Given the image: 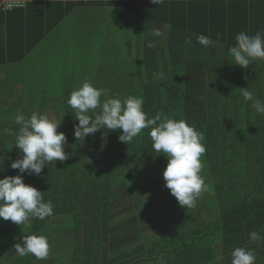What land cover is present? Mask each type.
Instances as JSON below:
<instances>
[{
	"label": "trees",
	"instance_id": "trees-1",
	"mask_svg": "<svg viewBox=\"0 0 264 264\" xmlns=\"http://www.w3.org/2000/svg\"><path fill=\"white\" fill-rule=\"evenodd\" d=\"M34 1L0 4V66L21 62L77 7H119L176 34L166 39L174 49L164 53L166 68L145 75L121 98L143 97L149 117L160 112L184 119L203 134L201 175L214 189L205 193L214 211L208 218L200 212L202 223L189 227L192 221L182 216L183 207L171 201L166 187L164 197L150 191L136 206L137 188L156 180L165 186L164 170L157 169L167 161L153 151L150 130L128 144L118 139L120 129H101L76 140V115L67 114L58 132L67 138L68 159L46 163L39 175L21 174L24 183L43 193L45 202L51 200L53 216L20 226L0 219V264H231L237 247L254 250L255 264H264V241L249 239L253 230L264 236V114L241 94L247 88L264 102V60L241 68L228 52L240 32L264 33V0H166L163 5L151 0ZM54 5L58 10L51 13ZM201 34L215 43L200 45L196 37ZM0 156V178L20 174L10 167L20 158L18 149L5 145ZM163 209L169 211L167 217L178 211L152 237L155 233L146 231ZM33 234L48 238L44 260L14 250L23 236Z\"/></svg>",
	"mask_w": 264,
	"mask_h": 264
},
{
	"label": "clouds",
	"instance_id": "clouds-1",
	"mask_svg": "<svg viewBox=\"0 0 264 264\" xmlns=\"http://www.w3.org/2000/svg\"><path fill=\"white\" fill-rule=\"evenodd\" d=\"M155 5H163L166 0H151ZM153 35H160L154 31ZM197 43L209 47L215 41L204 35L196 37ZM236 44L228 49L234 63L241 68H247L256 59L264 60V33L249 35L240 32L235 37ZM191 44V39L185 41ZM149 46H152L149 43ZM242 89L244 100L250 101L252 108L259 114H264V102L254 96L247 88ZM104 89L93 86L85 80L82 85L73 90L67 103L75 110L78 124L74 125L76 140H84L98 130H122L118 139L128 144L149 129L152 149L163 154L167 160L162 173L165 187L175 197L178 204L185 208L196 207L202 193H212L214 189L205 182L201 175L203 170L202 157L206 148L202 143L203 134L195 126L184 119H174L163 113L154 117L144 110V98L128 96L101 100ZM100 109L97 113L96 109ZM90 113H92L90 115ZM59 121H53L46 114L33 112L26 117L18 113L15 123L20 125L15 134L14 146L19 150L20 158L12 160L10 167L20 174L0 178V219L11 221L16 225L30 224L33 218L44 220L53 216L54 205L51 200L45 202L43 193L32 185L24 183L21 174L39 175L46 163L63 162L68 159L65 152L67 138L63 132H58ZM4 157L0 156V172ZM22 244L16 243L14 250L20 256L33 255L38 260H44L49 255L50 244L44 235L23 236ZM251 241H264L257 231L249 233ZM231 264H255L256 253L252 249L237 247L231 253Z\"/></svg>",
	"mask_w": 264,
	"mask_h": 264
},
{
	"label": "rangeland",
	"instance_id": "rangeland-1",
	"mask_svg": "<svg viewBox=\"0 0 264 264\" xmlns=\"http://www.w3.org/2000/svg\"><path fill=\"white\" fill-rule=\"evenodd\" d=\"M124 13L127 11L114 6L90 11L77 8L66 20L57 25L55 32L51 33L46 41L30 50L21 62L0 66V122L4 126L0 145L16 148L10 143L8 136L19 130L20 125L15 123V117L22 112L24 104L28 114L38 111L45 105L44 111L50 119L53 121L61 119L59 125L61 128L66 122L63 120H66L64 116L72 109L67 103L71 92L79 88L85 80L90 81L95 87L109 90L111 98L123 97L125 92L135 89L142 81L141 76L133 68L135 59L132 54L137 39L135 36H129L131 42L125 44L126 38L122 35L127 31L119 28L121 25L116 22L120 18L119 15H125ZM104 29L109 36L105 44H100L99 38ZM126 50H131L132 54L129 55ZM43 89L45 99L42 98ZM106 99L108 98L104 93L101 100ZM99 111V108L96 109V112ZM9 150L14 151L11 148ZM163 160L167 161L165 157ZM162 169L165 167L160 166L157 170ZM161 185L162 182L156 180L137 188L134 192L133 202H136L134 204L138 206L142 197L148 198L150 191L154 193L158 190L164 197L167 189ZM160 198L158 195L157 199ZM171 198H173L171 201H174L175 197L171 195ZM201 198L197 201L196 207L181 210L182 216L183 213L187 214L185 218L193 222L187 225L189 227L198 226L204 217L208 218V214L211 216L213 214L210 197L209 203H206L205 193L204 195L202 193ZM174 202L178 203L176 199ZM195 209L198 210L197 215L193 213ZM177 211H172L167 217L169 211L161 210L160 215L151 221L152 228L146 233H155L152 237L159 236ZM200 212L202 216L204 213L201 222L200 217L197 218Z\"/></svg>",
	"mask_w": 264,
	"mask_h": 264
},
{
	"label": "crops",
	"instance_id": "crops-1",
	"mask_svg": "<svg viewBox=\"0 0 264 264\" xmlns=\"http://www.w3.org/2000/svg\"><path fill=\"white\" fill-rule=\"evenodd\" d=\"M12 1H19V0H12ZM24 2V5L26 4V0H20ZM46 2V1H54V0H35L34 2ZM58 0H55V2ZM60 1H64V0H60ZM6 2V0H0V4ZM32 2V1H30ZM79 9H88V11H90V9H95L93 7H77ZM75 8V9H77ZM106 8V7H103ZM51 8H49L50 10ZM73 9V10H75ZM58 10V6L54 5V7L52 8V12L54 13L55 11ZM73 10L71 12H69L68 14H66L64 16V18H62L60 20V22H58L57 25H60L61 22H63L64 20H66V18L68 16L71 15V13L73 12ZM125 15H119V21H120V27L121 29L126 30L127 32H125L122 36L125 37V44H130V40L128 39L129 36H135L136 37V41L134 42V50H133V54L131 53V50H126V53H129V55L132 54L133 58L135 59V62L133 61V68L135 69L136 73L138 75L141 76L142 81L145 78V75H149L151 73H159V68L160 67H164L166 68V66L169 64L168 60L165 59V52L166 50L169 51L172 54V51H174V49H171V46L169 47V41L167 42L166 39L170 36H175V33H167L166 29L164 28L163 25H160L159 23H154L151 22L152 20L149 19H144L142 17H140L137 13H132V12H127L124 13ZM132 17V18H131ZM129 22V23H128ZM108 24V23H107ZM106 24V25H107ZM57 25L54 26V28H52L44 37H42L40 43H43L44 41H46L50 36L51 33L55 32V29L57 27ZM108 31V29H107ZM154 31H159L160 35H153ZM108 33L105 31L104 29V33L101 35V38H99V40H101L100 44H105L107 42L108 39ZM141 37V39L139 40L138 37ZM98 40V41H99ZM175 40V39H174ZM149 43H151L152 46H149ZM37 45V46H38ZM158 47H162L161 49ZM143 52V54L141 53ZM131 56V57H132ZM129 64V62H127ZM106 94V97L109 99L111 97H109V94L111 93L109 90L104 92ZM45 90L43 89V96L42 98L45 99ZM42 105L41 109H38V111H36L37 113H42V114H46V112L44 111V108ZM26 104L22 105V114H24L25 116L29 117L31 116V113L28 114L27 109H26ZM70 112L67 111V114H75V111L73 109L69 110ZM47 115V114H46ZM65 117V116H64ZM64 121H66L65 119H63ZM62 120V121H63ZM57 121V120H56ZM67 123V121L65 122ZM4 126L2 125V123L0 122V136L2 134H4ZM61 130V128L58 127L57 131ZM16 134V133H15ZM15 134L12 135L10 134L8 137L10 138L11 142L14 145V140H15ZM1 139V138H0ZM1 142V140H0ZM3 145H0V148H2Z\"/></svg>",
	"mask_w": 264,
	"mask_h": 264
}]
</instances>
